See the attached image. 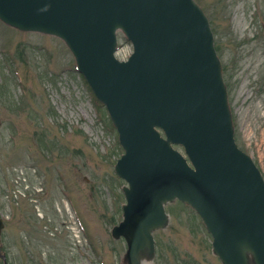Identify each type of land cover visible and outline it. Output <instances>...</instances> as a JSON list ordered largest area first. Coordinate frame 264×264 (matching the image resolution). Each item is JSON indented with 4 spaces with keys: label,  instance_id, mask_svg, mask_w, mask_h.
I'll use <instances>...</instances> for the list:
<instances>
[{
    "label": "rangeland",
    "instance_id": "rangeland-1",
    "mask_svg": "<svg viewBox=\"0 0 264 264\" xmlns=\"http://www.w3.org/2000/svg\"><path fill=\"white\" fill-rule=\"evenodd\" d=\"M195 1L214 33L236 140L264 175V0ZM122 34L117 56L127 59L133 46ZM82 78L61 38L0 22V212L10 220L0 243L9 264L126 263V242L111 233L126 200L114 171L123 148ZM166 208L156 257L142 263L222 264L200 216L179 200Z\"/></svg>",
    "mask_w": 264,
    "mask_h": 264
},
{
    "label": "water",
    "instance_id": "water-1",
    "mask_svg": "<svg viewBox=\"0 0 264 264\" xmlns=\"http://www.w3.org/2000/svg\"><path fill=\"white\" fill-rule=\"evenodd\" d=\"M0 16L65 38L107 104L126 149L117 171L128 203L114 233L128 264L153 255L174 198L202 214L225 264H248L247 251L264 264V179L235 144L213 34L193 0H0ZM120 26L135 47L127 62L114 57Z\"/></svg>",
    "mask_w": 264,
    "mask_h": 264
},
{
    "label": "clouds",
    "instance_id": "clouds-1",
    "mask_svg": "<svg viewBox=\"0 0 264 264\" xmlns=\"http://www.w3.org/2000/svg\"><path fill=\"white\" fill-rule=\"evenodd\" d=\"M48 10V8L46 7V8H44V9H42V11H47ZM245 251H247V249H245ZM247 255H248V257H249V259H251L252 258V256H253V253L251 252V251H247Z\"/></svg>",
    "mask_w": 264,
    "mask_h": 264
}]
</instances>
